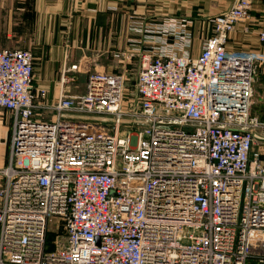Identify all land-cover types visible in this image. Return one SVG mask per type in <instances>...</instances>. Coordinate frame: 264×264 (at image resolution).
I'll return each instance as SVG.
<instances>
[{"label": "built area", "instance_id": "2783aa9c", "mask_svg": "<svg viewBox=\"0 0 264 264\" xmlns=\"http://www.w3.org/2000/svg\"><path fill=\"white\" fill-rule=\"evenodd\" d=\"M251 10L237 0L218 15L196 56L187 23L146 25L133 48L145 123L124 136L121 76L95 72L69 96L64 73L49 102L32 53L0 47V109L14 116L0 264H264V98L253 112L264 53L228 48ZM54 221L64 243L48 251Z\"/></svg>", "mask_w": 264, "mask_h": 264}, {"label": "crops", "instance_id": "0c3cea01", "mask_svg": "<svg viewBox=\"0 0 264 264\" xmlns=\"http://www.w3.org/2000/svg\"><path fill=\"white\" fill-rule=\"evenodd\" d=\"M234 0H0V47L32 52L35 89L48 100L61 93V71L77 68L78 83L66 92L85 90L95 70L110 69L118 53L134 52L139 29L152 22L184 20L194 34L192 54L198 55L213 33L210 20ZM251 16L237 23L228 48L264 53L257 31L264 25V0H252ZM118 59V58H117ZM74 90V91H73ZM11 114L0 109V171L8 158ZM0 174V181L2 179Z\"/></svg>", "mask_w": 264, "mask_h": 264}, {"label": "rangeland", "instance_id": "374dc122", "mask_svg": "<svg viewBox=\"0 0 264 264\" xmlns=\"http://www.w3.org/2000/svg\"><path fill=\"white\" fill-rule=\"evenodd\" d=\"M235 3H237V0H234L232 5L224 12H227ZM252 7H253V1H252ZM215 18L210 20V23L212 24V28H213V24H214ZM176 20H181V19H176ZM181 21H183L186 24V22L184 20H181ZM236 25H237V23H236ZM145 27L146 26H143V27H141L139 29V32L142 35H144L143 29ZM235 29H236V27H235ZM212 35H213V33L210 36H212ZM210 36H208L207 38H209ZM207 38L202 43V47L201 48H203ZM193 42H194V40H193ZM132 43L135 44V46H131V48H137V47H140L142 45L141 43H138V42H135V41H133ZM7 49H9V48H7ZM15 49H18V48H15ZM115 58H116V60H118L120 62L113 63L114 65L110 69H102V70L92 71L89 74V76L91 74L95 73V72H98V71H103V72H107V73H114V74H118L119 76H121V78L123 80V85H124V89H123L124 90V92H123V108L125 109V111L128 114V116L125 119L142 121L140 113L143 111L144 105H143L142 99L140 98V96L138 95V93L136 91V82H137V77H138V73H139V69H140L139 57L136 55L135 52H129V53L123 52V53H118L115 56ZM33 60H34V57H33ZM33 64H34V61H33ZM74 67L75 66H71L70 68H66L65 67V69H63V71H61L60 77H59L60 88H61V81H62V77H63L64 73L67 76L74 78V81H70L69 83L65 84L64 88H62V91L64 92V94L65 95H69V96L82 95V94H84L86 92V89H87L88 81H85V85H86L84 87L85 90H83L81 93L74 94V93L66 92V90H68L70 87L76 86L77 83H78V77L76 75L77 68L76 67L74 68ZM34 69H35V65H34ZM34 84H35V80H34ZM255 85H256L255 86L256 94H255V106L253 108V112L255 114H261V109L263 107V104L261 102L263 101V98H264V63H261L259 65V68H258V81H257V83ZM45 94H46V99H47L46 91H45ZM57 99H55V100H48L47 99V100L49 102L52 101V102L55 103V101ZM39 100H41V102L43 104L49 105L46 101H44V98L43 99L40 98ZM4 110H7V109H4ZM7 111L11 114V116L13 118L14 116H13L12 112L9 111V110H7ZM162 111L164 113L167 112L166 110H162ZM66 115L67 114H64L63 117H67ZM69 115H82V114H69ZM37 116L39 118H41V119H43V118L50 119V117H53L54 114H53V111L49 110V113L48 112H46V113H38ZM88 116H91V115H88ZM133 116H136L137 118H135ZM95 117H97V116H95ZM13 119H12V121H13ZM93 121H95V120H93ZM100 122H102V121H100ZM107 122H113V121H107ZM142 124L143 123L123 124V123L120 122V126L118 128V134L120 136H124L127 133H129V132L134 133L139 128L142 127ZM12 128H13V123H11V128H10L7 162H6V165L4 166V168L1 169V171H0V174L3 177L1 179V181H0V189L5 186V180L6 179H5V175H4V169H6V167L9 165V161H10ZM57 225L58 224H56V221H54V223L52 225H50V229H49V232H48V235H47V250L48 251H51V250H53L55 248V246H54V241L55 240H56L57 244L59 243V244L63 245V243H64V233H63L62 229H59L58 232H56ZM59 225H60V223H59Z\"/></svg>", "mask_w": 264, "mask_h": 264}, {"label": "water", "instance_id": "95a60500", "mask_svg": "<svg viewBox=\"0 0 264 264\" xmlns=\"http://www.w3.org/2000/svg\"><path fill=\"white\" fill-rule=\"evenodd\" d=\"M67 117H72V118H80V119H85V120H95V121H102V122H107V121H115L113 118H107V117H95V116H88V115H66ZM123 124H130V123H145L143 121H137V120H130V119H123L120 121ZM255 138L260 139V136L254 133Z\"/></svg>", "mask_w": 264, "mask_h": 264}]
</instances>
